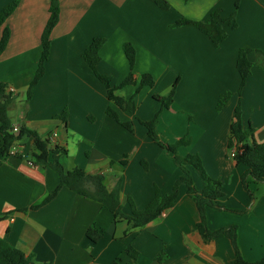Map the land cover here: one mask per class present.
I'll return each mask as SVG.
<instances>
[{
    "label": "crops",
    "instance_id": "crops-1",
    "mask_svg": "<svg viewBox=\"0 0 264 264\" xmlns=\"http://www.w3.org/2000/svg\"><path fill=\"white\" fill-rule=\"evenodd\" d=\"M14 1L18 6L0 26V39L5 29L10 35L0 54V83L14 90L8 111L14 128L23 126L40 137L49 136L52 144L65 148L60 163L66 171L101 174L107 191L119 188L122 212L130 215L144 209L155 190L161 196L170 195L183 175L139 122L153 119L161 111L157 99L174 89L173 103L160 113L171 123L162 129L157 121L155 126L159 141L171 144L182 138L180 124L172 122L191 115L187 125L182 124L189 141L183 157L198 155L207 175L222 183L221 206L236 211L251 201L242 216L208 209V229L237 226L243 259L264 260V188L248 178L250 200L240 181L246 168L236 165L227 149L236 107L243 129L253 131L248 144H264V69L252 67L238 93L240 77L235 67L238 49L264 52V0H240L237 9L236 0H165L168 10L151 0H57L59 17L50 33L44 74L28 101L25 94L38 65L51 0H0V12ZM214 9H220L223 18L235 12V20L223 25L228 36L218 48L194 26L171 27L180 19L205 22ZM96 37L106 39L97 72L112 85L130 73L125 43H131L136 52L133 81L137 84L144 74L154 80L152 88L138 93L136 85L118 92L134 99L135 117L116 109L120 122L130 123L131 131L108 117L105 87L82 59ZM248 60L255 61L254 53ZM225 92L231 97L217 111L218 99ZM32 152L33 139L23 137L13 155L0 164V239L29 257L30 264L233 261L228 239L204 242L197 233L198 212L185 185L179 186L170 209L144 228L129 231L126 221H114L101 204L60 185L49 168L35 166ZM192 179L200 190L199 179L194 174ZM89 230L98 236L95 242L87 236ZM128 247L138 253L136 259L125 253Z\"/></svg>",
    "mask_w": 264,
    "mask_h": 264
},
{
    "label": "trees",
    "instance_id": "trees-1",
    "mask_svg": "<svg viewBox=\"0 0 264 264\" xmlns=\"http://www.w3.org/2000/svg\"><path fill=\"white\" fill-rule=\"evenodd\" d=\"M151 1L162 10H168L170 8V5L165 0ZM239 1L240 0L235 1V9H237ZM17 6L18 2L14 1L2 9L0 12V26L14 12ZM221 12L220 9H214L211 11L208 20L205 22L180 19L171 25V27L194 26L210 40L213 47L218 48L224 43L228 36L223 25L235 20V12H233L228 18H223ZM58 17V1L51 0L49 19L44 27L41 37L42 50L33 79L25 94L26 101L31 98L33 89L43 77L44 62L50 52L49 37L52 29L58 22ZM231 27L232 29H235L236 24L233 23ZM9 36V31L5 29L0 39V54L6 47ZM105 42V38H94L89 47L83 51L82 59L88 68L92 70L98 81L105 87L107 99L110 103V106H108L106 110L108 117L114 122L120 124L126 130L131 131L132 127L130 123L120 122L116 109L122 112H127L132 117H135L136 106L134 99L133 97L126 99L120 96L118 92L127 86L136 85L135 93H138L145 87L152 88L154 80L150 75L144 74L141 76L137 84L133 81L132 72L135 64L136 52L131 43H125L123 45V52L128 61L130 73L125 80L117 85H112L111 80L108 77L97 72L99 52ZM250 53H254L255 55L254 62L248 60V55ZM254 66L264 69V52L249 47L238 49L235 63L236 70L240 77L238 93H240L245 86L248 77L251 75V69ZM6 88L7 87L4 84L0 83V164L2 161L13 155V148L23 139V137L32 138L33 152L31 153L30 158L35 166L49 168L58 176L60 185H64L70 191L101 204V206L112 215L114 221H126L129 231L144 228L146 225L160 217L166 210L170 209L178 197L179 186L185 185L187 196L194 201L197 208L199 221L196 225V231L202 240L204 242H209L218 238L228 239L234 251V259L231 264H264V260L247 262L243 259L238 246L237 226L231 225L222 227L215 231H210L208 229L206 221V212L208 209L242 216L248 212L251 201L246 208L236 211L221 206L219 200L222 196V183L207 175L202 166L200 157L194 154H189L185 157L178 156L176 145L179 143L187 145L189 142L187 139L179 140L175 145L163 144L159 141L155 133V119L148 122L139 120L140 124L146 128L147 136L160 148L170 154L174 165L180 169L183 175L175 182L170 195L161 196L160 193L155 190L152 200L144 209L133 212L130 215H125L122 212V207L120 205L119 188L117 187L110 192L107 191L103 182L104 177L101 174L86 173L79 169L66 171L60 163V159L66 156V150L63 147L52 144L49 136L44 138L40 137L38 134L28 131L23 126H21L16 133L13 132L14 126L8 116V111L10 105L14 102V97L12 94L6 93ZM174 93L175 90L172 89L166 97L157 99L162 108L168 109L170 107L173 103ZM230 97V92L222 94L218 99L216 110L221 111L229 101ZM252 132L253 131L250 127L243 129L241 111L239 107H236L229 127L227 149L230 152L234 151L233 160L236 165H242L246 168L240 177V181L243 189L248 193L250 200H252L253 197L248 190L247 179L250 178L256 184H264V144H248ZM120 165H123V163ZM192 174L199 179L202 186L200 190H197L194 187ZM54 195L55 192L52 193L46 201L50 200ZM87 236L90 237L93 242L98 239V236H96L92 230L87 232ZM125 253L132 259H136L138 256V253L131 247L126 248ZM158 260H160V258H158ZM30 261L31 259L29 257L25 256L17 249L11 248L5 241L0 239V264H30ZM111 264L122 263L117 260L113 261Z\"/></svg>",
    "mask_w": 264,
    "mask_h": 264
},
{
    "label": "rangeland",
    "instance_id": "rangeland-1",
    "mask_svg": "<svg viewBox=\"0 0 264 264\" xmlns=\"http://www.w3.org/2000/svg\"><path fill=\"white\" fill-rule=\"evenodd\" d=\"M160 110L161 111H158V113H157V115L156 116H154L153 117V119H155V121H156V124H157V121L159 122V124H160V128H165V125H169L171 122L169 121H166L165 122V120H166V117L165 116H161L160 115V113L163 111V110H166L165 108H162V106L160 105ZM163 113V112H162ZM160 115V116H159ZM156 117V118H155ZM158 118H159V120H158ZM169 118H170V116H169ZM168 118V119H169ZM191 118V115H188V114H186L185 116H184V118L183 117H181V118H177V120H174V122H172V123H174L175 125L176 124H180V126L178 125V127H179V135H181L182 136V138H180L179 140H183V139H187V137H185L184 136V134H186V130H185V126L184 125H182V124H185V125H187V122H189L190 119ZM153 119H151V120H153ZM150 120V121H151ZM156 126V125H155ZM177 126V125H176ZM167 129H165V131H166ZM165 131L164 130H162V133H165ZM169 135H170V131L169 132H167ZM165 135V134H164ZM178 140V141H179ZM178 141H176V142H178ZM176 142H172L171 143V145H175L176 144ZM185 146H186V144H183V143H179L178 145H176V152H177V154H178V156H180V157H183L184 155L182 154V152L184 151V149H186L185 148ZM259 186L261 187V188H264V184H259Z\"/></svg>",
    "mask_w": 264,
    "mask_h": 264
},
{
    "label": "built area",
    "instance_id": "built-area-1",
    "mask_svg": "<svg viewBox=\"0 0 264 264\" xmlns=\"http://www.w3.org/2000/svg\"><path fill=\"white\" fill-rule=\"evenodd\" d=\"M6 93H8V94H13V93H14V90H13L11 87H7V88H6ZM17 131H18L17 128H14V129H13V132L16 133ZM230 156H231V157H234V151H231ZM30 165H33V164H30Z\"/></svg>",
    "mask_w": 264,
    "mask_h": 264
}]
</instances>
